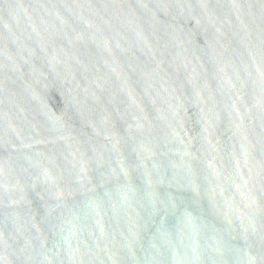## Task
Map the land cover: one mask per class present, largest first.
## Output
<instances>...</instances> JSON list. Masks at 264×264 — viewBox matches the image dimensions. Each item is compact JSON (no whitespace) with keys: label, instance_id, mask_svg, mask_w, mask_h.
<instances>
[{"label":"water","instance_id":"obj_1","mask_svg":"<svg viewBox=\"0 0 264 264\" xmlns=\"http://www.w3.org/2000/svg\"><path fill=\"white\" fill-rule=\"evenodd\" d=\"M0 264H264V0H0Z\"/></svg>","mask_w":264,"mask_h":264}]
</instances>
